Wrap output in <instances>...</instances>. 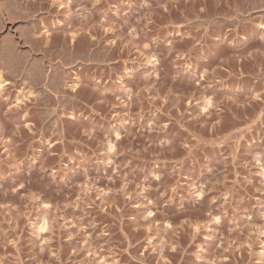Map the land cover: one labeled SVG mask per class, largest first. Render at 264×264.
I'll use <instances>...</instances> for the list:
<instances>
[{
	"label": "rangeland",
	"instance_id": "rangeland-1",
	"mask_svg": "<svg viewBox=\"0 0 264 264\" xmlns=\"http://www.w3.org/2000/svg\"><path fill=\"white\" fill-rule=\"evenodd\" d=\"M0 78V264H264V0H0Z\"/></svg>",
	"mask_w": 264,
	"mask_h": 264
},
{
	"label": "bare ground",
	"instance_id": "bare-ground-1",
	"mask_svg": "<svg viewBox=\"0 0 264 264\" xmlns=\"http://www.w3.org/2000/svg\"><path fill=\"white\" fill-rule=\"evenodd\" d=\"M59 7H60V6H59ZM60 9H63V8H60ZM72 35H73V34H72ZM2 86H3V83H2V80H1V78H0V88H2ZM73 86H75V85H73ZM73 86H72V88H73ZM75 87H76V86H75ZM76 88H77V87H76ZM76 88H75V89H76ZM73 89H74V88H73ZM75 89H74V90H75ZM19 101H20V99H19ZM17 102H18V101H17ZM209 105H210L209 102H206V106H207V108L209 107ZM203 111H204V109H203ZM109 149H110V148H109ZM198 196H200V193L198 194ZM196 197H197V196H196ZM150 213H151V212H150ZM150 213H149V214H150ZM150 215H151V214H150ZM44 230H45V228L42 226V228L40 229V231L43 232ZM38 234H39V233H38Z\"/></svg>",
	"mask_w": 264,
	"mask_h": 264
}]
</instances>
